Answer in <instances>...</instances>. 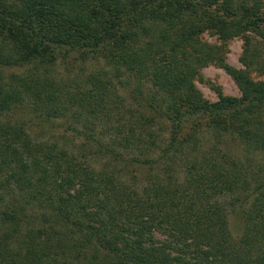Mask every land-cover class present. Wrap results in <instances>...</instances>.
I'll use <instances>...</instances> for the list:
<instances>
[{
  "label": "trees",
  "instance_id": "1",
  "mask_svg": "<svg viewBox=\"0 0 264 264\" xmlns=\"http://www.w3.org/2000/svg\"><path fill=\"white\" fill-rule=\"evenodd\" d=\"M73 60L112 79L72 92ZM207 65L239 97L204 100ZM56 119L81 143L29 132ZM0 264H264V0H0Z\"/></svg>",
  "mask_w": 264,
  "mask_h": 264
},
{
  "label": "rangeland",
  "instance_id": "2",
  "mask_svg": "<svg viewBox=\"0 0 264 264\" xmlns=\"http://www.w3.org/2000/svg\"><path fill=\"white\" fill-rule=\"evenodd\" d=\"M248 35H252L247 33ZM199 39L203 42H206L209 45H220V42L217 38L207 32H204L200 35ZM242 38L233 37L232 39L226 41L223 46L224 50V62L229 66L243 71L244 68L239 62V56L241 53ZM104 66L101 62L94 60H86L85 62H80L79 60H73L65 64H57L54 67L53 74L56 78H61L63 81H66L65 85L71 88L72 92H75L72 89L74 82H82L84 80V75L91 73H102L106 72L107 76L112 79L113 73L109 69H104ZM9 72L21 73L22 70H9ZM250 78L256 80L258 76L256 74L250 73ZM193 85L196 90L200 93L201 97L207 102H215L217 100V92L215 89H218L221 95L229 97H239V91L235 86L231 78L220 68L207 65L198 70V76L193 80ZM142 92V87H141ZM118 98L120 101V106L122 108V115L126 114L124 108L129 104L128 98L129 95L127 91L118 89ZM22 117V114L20 115ZM28 118V117H27ZM26 120V118H25ZM70 120H60L56 119L53 121L55 125L54 129H38V127H32L29 129V132L33 137L39 138L43 135L44 138L54 140L58 144H66L71 147L80 144L83 132H87L85 129L81 130L77 125L74 132L71 131L72 126ZM41 124V122H40ZM232 150H236L234 146L230 147ZM231 153L238 154L239 152L231 151ZM228 229L230 235L233 238H238L242 230V224L238 220L237 216L233 212H229L227 216Z\"/></svg>",
  "mask_w": 264,
  "mask_h": 264
}]
</instances>
